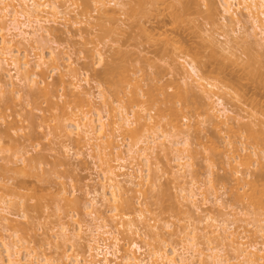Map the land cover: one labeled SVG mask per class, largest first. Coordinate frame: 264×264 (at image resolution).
Returning <instances> with one entry per match:
<instances>
[{"label":"rangeland","instance_id":"rangeland-1","mask_svg":"<svg viewBox=\"0 0 264 264\" xmlns=\"http://www.w3.org/2000/svg\"><path fill=\"white\" fill-rule=\"evenodd\" d=\"M61 1L67 4V19L60 18L56 22L46 23L47 28H50L48 31L34 35L30 42L25 41L27 46L24 44L19 46L30 51L34 60V53L44 50L48 54L52 47H56L57 52L61 51L66 54L65 56L70 55L73 64L61 65L54 69L57 64L49 62L44 68L46 71L43 70L45 74L42 72V76H37L40 83L36 85L13 78L12 74L15 76L16 73L12 66H5L12 70L10 71L12 77L10 75L5 77L0 70V79L13 78L16 85L13 86L16 91H12L10 85L0 83V169L2 168L0 199L5 197L9 212L7 215L13 223L11 227L7 221L0 220V238L4 235L9 240L12 237L10 234H13L12 239L23 249V264H29L26 254L30 252L35 255L38 253L40 256L43 254L52 260L53 264H58L57 259L60 257L62 263L72 264L78 253L82 256L89 255L88 242L99 235L96 239L111 248L120 241L122 250L128 248L133 240L138 242L143 250L136 255L140 254V258H144L148 263L150 250L153 252L156 248L163 249L165 245H168L166 248H169V251L173 245L181 247V234L185 228L187 229L185 233L188 231L189 236L194 234L192 223L199 226L196 242L200 243L198 248L202 250L207 249L209 245L217 246L221 248V254L232 259L237 254L233 248L237 242L251 251L257 249L245 245L255 243L258 248L263 247L264 233L258 230L264 224V47L260 42L256 43L258 42L256 40L264 37L260 35V29H256L259 31L256 37L259 38L255 39L253 36L255 30L252 23L247 20L248 16L244 10L240 26L229 21V25L226 26L219 0H109L110 2L106 0L109 4V11L106 13L99 8V3H95L96 0H89L91 5L86 3L88 0ZM46 15L52 19L54 17L48 13ZM20 20L24 23L29 22L28 17L23 15ZM23 28L31 31L34 29L26 25H23ZM234 28H237L238 32H233ZM15 32L13 29L0 30V40L2 35L12 38ZM18 39L19 37H16L15 41ZM227 39H230V43H227ZM231 39L234 44L231 43ZM236 40L239 42L238 46ZM42 43L45 47L41 46ZM98 48L104 56L101 63L98 61ZM23 50L22 54L25 53ZM187 60L193 61L207 81L216 85L212 89L225 98L231 110L229 115L232 120H228L230 121L228 123L234 125V128L231 126L230 129L228 128L230 126L221 122L223 116L221 118L213 116L214 113H211L210 107L207 106L211 99H207V92L197 82L192 79L185 82L187 79H183L182 70H179L181 73L175 72L174 67L186 64ZM124 65L126 68L122 67ZM73 68L75 71H72ZM111 68L115 73H111ZM71 72H75L79 79H74V82H82L79 83L80 89L69 84ZM127 73L128 84L124 78ZM117 80L121 81V84ZM115 81L119 83V87L117 83L113 84ZM47 83L53 88L54 95L50 99L56 102V105L54 102L53 106L50 105L52 100L48 103L49 98L47 99L44 94L38 92L35 96L36 93H31L32 89L36 91ZM119 88L120 93L117 90ZM79 90L84 91L83 95L87 90L91 92L92 99L89 100V102L92 100L91 104L86 100L89 95H85V99L83 95V98L78 96ZM100 93L107 96V103L113 102L115 106L109 105L110 103L108 106H113L111 111H115L116 108L115 110L112 108L117 107L118 114L120 105V108L126 107L125 110L128 109V113L132 115L143 103L148 110H145L147 115L143 113L144 111L142 115L150 116L146 125L144 124L146 120L143 119L148 118L141 119L144 124L143 130H146L145 127L149 123L157 130V135L162 136L169 131L170 138L180 140L186 137L184 130L189 128V131L186 130L189 133V148L184 149V145H179L182 149L174 150L172 144L170 143L173 149L164 138V142L170 147L167 149L164 143L167 153L160 144L164 139L156 136L153 129L147 126L149 130L146 133L153 138L150 143L153 144L155 140L153 145L157 149L152 157L150 155L152 169L148 172L149 177L151 175L149 182H157H154V185L143 184V188L140 186L132 188L133 184H128L126 177L121 176L123 182L121 181L116 201L112 202L113 207L118 206L113 214L117 211L120 215L118 216L123 217L126 222L129 219L134 222L132 230L136 231L133 233L126 229L125 224V226L117 224L121 218L112 217L113 207L99 196L97 199L99 203L95 209H99L98 214L103 212L100 214L105 218L111 217L112 220L107 221L113 233L106 234L102 232L103 229L102 233L96 234L94 230L92 234L91 229H95L97 220L92 221L94 216L90 215L95 209L89 204L92 197L88 192L99 191L100 188L102 190L101 172L105 166L101 164L102 158L96 148L92 149L86 142H80L76 133L68 135L64 131V124L71 123L76 114L79 117L86 113H95L98 109L102 110L99 111L105 117L104 121L107 123L110 121L111 115L114 116L115 113L110 115V108L103 106V96H100ZM167 112H172L180 129H184L179 130L181 132H177V135L174 134L175 129L168 124V119L162 117ZM135 114L131 116L132 120L136 119ZM29 115L30 119L27 117ZM157 123H161L162 126L157 128ZM248 123L252 125L250 130H254L248 132L250 127L247 126ZM132 125L140 126L136 122ZM236 126L239 129H236L238 128ZM72 128L74 125L71 123L69 129ZM114 130L117 135L114 136V142L120 143L123 150L127 151L128 143L133 142L131 134L126 133L130 132L119 131L118 128V131ZM248 133H251L252 137ZM105 140L103 139L104 142ZM116 145L119 146L114 143L113 148ZM177 152L187 155L182 170H178L180 166L174 160ZM126 153L123 152L125 156ZM130 160L123 162L126 169L122 172H129L138 166L137 163L135 166L133 163L130 165L131 163H128ZM144 167L146 171L143 173L146 174L147 165ZM191 186L195 188L197 205L186 197V191H189ZM166 188L173 194L167 195ZM182 188L187 190L182 191ZM254 193L262 202L259 201L257 204L254 200L251 202V195H255ZM241 194L243 196H239ZM129 200L137 209H143L148 224L136 217L137 211L126 205ZM24 212L27 214L26 217L22 215ZM207 214L214 216L218 221L226 218L229 223L233 222L227 231L231 238L225 239L222 229L212 225L213 220L202 221ZM64 221L67 226L71 225L69 226L71 231H68L71 239L62 230L61 225ZM111 222L117 223L112 225ZM216 223L218 222L213 224L217 226ZM79 224L84 228L81 232L82 238L78 240L75 236L77 240L75 241L72 231L80 226ZM214 228L215 232L212 231ZM204 230L207 232L206 235ZM232 232L235 233L234 236L231 235ZM155 233L159 235L158 238ZM235 236L236 238H233ZM115 237H118V241ZM231 239L236 241L235 244L233 242V247L230 244ZM74 242L75 246L71 247ZM189 246L192 245L186 247ZM0 249L3 257L7 259V251L1 240ZM65 250L68 251V257L62 256ZM119 255L117 258L112 257L111 264H123L122 254ZM205 258L203 262L196 257L194 264H212L211 258L207 259V256ZM231 261L236 260L233 258Z\"/></svg>","mask_w":264,"mask_h":264},{"label":"bare ground","instance_id":"bare-ground-1","mask_svg":"<svg viewBox=\"0 0 264 264\" xmlns=\"http://www.w3.org/2000/svg\"><path fill=\"white\" fill-rule=\"evenodd\" d=\"M90 1L88 0V2H86V3L90 4ZM111 1H114V0H111ZM156 1H158V0H156ZM115 2L117 3V1H115ZM95 3H97V4L99 3L98 6L104 13L109 11V8H108L109 4H108V2L106 0H96ZM118 4H120V3H118ZM143 4H145V3H143ZM66 5L67 4H65L61 0H9V2H7L6 0H0V30H5V29L16 30V32L13 34L12 38H7V37H5V35H2L1 40H0V70L3 71L2 74L5 77H7V75L11 76V74H12L10 72L12 70L6 68L7 65H8V67L12 66L13 67L12 69H15L14 71L16 73L15 76L12 74L13 78L14 77L15 78H19L20 80L18 79V81H20V82L21 81L22 82L25 81L27 83H31V84H35L36 85V84L40 83L39 82L40 80H37L38 79L37 76H40L42 74L43 70L46 71V69H44V68H45V66L48 65L49 62H50V64L53 63V62H55L57 64V65H55L54 69H57L61 65L62 66L63 65L71 66L73 64L74 61H72V59H71L72 57L70 55L65 56L66 54L64 55L61 51L57 52V48L56 47H52L48 54H46L44 52V50L41 51V52H38V53L37 52L34 53L35 54V60H34V59H32V58H34V56L31 54L30 51L28 52L25 49L23 50L19 46L20 44L26 45L25 41L30 42V40L32 38H34V35L41 34V32H43V31H48L50 28H47L48 25L46 23H48V22L52 23L51 21L56 22L57 19H60V18L67 19L66 14H67L68 11L66 10L67 9ZM219 5H220V7L222 9L223 19H224V21H226L225 22L226 26L229 25L228 24L229 22L240 26L241 22H242L241 14L243 13L242 10H244L245 11V15L248 16L247 20H249V22L252 23L251 25H252V27L255 30L254 33H253V36L255 37V39L257 38L256 36H258V34H259L258 32L259 31H261V33H260L261 36L264 35V0H219ZM89 7H91V6H89ZM46 13L52 15V17L54 16L53 19L51 17H49L48 15H46ZM22 15L25 16V17H28V20H29L28 23H24V22H22L20 20ZM227 18H228V20H227ZM23 25L30 26L31 28L33 27L34 29H33V31L26 30V29L23 28ZM257 28L260 29V30L259 31L256 30ZM233 32H238L237 28H234ZM16 37H19V39L17 41H15ZM263 39H264V37H261L260 39L256 40V41H258L256 43L260 42L261 44H263L261 46L264 47V42H262V41H264ZM232 40L233 39H231V41ZM229 41H230V39H227V43H230ZM231 43H233V41ZM237 43H239V42H237V40H236V46H238ZM42 45L45 47L44 43H42L41 46ZM226 47H224V48L226 49ZM229 47L231 48V46H229ZM229 47H228V49L230 50ZM22 50L25 51V53L22 54ZM230 51H232V50H230ZM97 55H99L98 61L100 60V63L103 62L102 60H104V56H103V52L101 51V49L98 50V54ZM31 56H33V57H31ZM96 63H98V62H96ZM183 64L184 63H182V65L180 64L182 66V68H180L181 66L180 67L177 66L180 69H178L175 66L174 67V68H176L175 72H180L182 70L181 72H182L183 79L184 80L187 79L185 82H187V81L189 82V79L190 80L192 79L194 82H197L199 84V86L201 88H203L207 92L206 93V96L208 97L207 99L208 100L211 99V102L209 101L210 103H209V105L207 103V106L210 107V110H211L210 112L214 113L213 116L219 117V118H221L223 116V118L221 119L222 121L221 120L220 121L225 123V125L230 126L228 128L231 129V126L234 128V125L228 123V122H230L228 120H232V119H230L231 116L229 115V112L231 110L228 108V105H227V103L224 100L225 98L220 96L215 90L212 89V88L216 87V85L211 83V82H209V81H207V79L200 72L198 66L193 61H188L187 60L186 64H184V65ZM117 66H116V69L118 70ZM122 67H125V65L122 66ZM112 68H114V67H112ZM112 68H111V73H115L116 69L114 68L115 69V72H114ZM125 68H122V69H125ZM72 71H75L74 68L72 69ZM43 73L45 74V72H43ZM72 73L73 72H71V74ZM124 73H125V71L122 72V74H124ZM71 74H70V77H69V81H70L69 84L74 85L76 88L80 89L79 85L82 82L80 83L78 81L79 79L77 78V74L75 72L72 75ZM63 75L64 74H62V76ZM128 76H129L128 73L124 75L125 82H127V84L129 83ZM13 78L9 77V79L11 81L6 79V78L0 79V83H4V85H7V86L10 85L12 87V91H16L15 88H14L16 85H15V81H13ZM76 78L78 79L77 80L78 83L74 82V79H76ZM118 82L121 84V81H118ZM118 82L115 81V83H113V84L115 85L117 83L116 85H117V87H119V83ZM189 86L191 87V84ZM11 87H10V89H11ZM32 90L34 91V89H32ZM117 90L119 92L120 88L117 89ZM117 90H116V92H117ZM33 91H31V93H33V94L36 93L35 96H37L38 92L41 93V94H44V96H46L47 99L49 98L48 103L52 100L50 98H52L53 95H54L53 94L54 93L53 92V88H51L49 83H47V84H45L43 86H40L39 89L36 90L37 92L36 91L33 92ZM212 91H215V92H212ZM78 92H79L78 96L82 97V95L84 94V91L83 90L82 91L79 90ZM85 92H86L85 93L86 96H88V95L90 96L91 95V92L89 90H87ZM118 92H117V94H118ZM85 95H83L84 99L86 98ZM91 96L87 97L86 100L88 102H89L90 99H92ZM100 96H103L102 97V100L104 101L102 103V104H104L103 106L107 107L108 104L110 103V102L107 103V99H108L107 96L101 95V93H100ZM104 97H105V99H103ZM51 102L52 103H49V104L53 106V102L54 101L52 100ZM89 103L91 104L92 100ZM56 104L57 103L54 102V105H56ZM109 105L115 106L113 104V102H111ZM113 106H111V107H113ZM120 106H118L119 107L118 111L120 109L119 114H118V112H116L117 107L112 108L113 110H115V108H116L115 111H111V107L108 106L110 108V115L115 113L114 116L111 115L112 118H110V121H108V123H107V121H104L105 117L101 113L102 110L97 108L98 111H96L95 113H91V114L86 113L85 115L79 116V117H77V114L76 115L74 114L76 117L72 118V120H71L72 121L71 122L72 125H74V128H72V129H69V125H71V123H69V124L65 123L64 124V127H65L64 131L68 135H71V133H76L77 137H78V140L80 142L84 141V142H86V144L91 146L92 149L96 148L99 151L98 155H100V157L102 158V159L100 158L101 162H102L101 164H104V166H105V168H104L101 165V167L104 168L102 170V172H101V173H103L102 174L103 176H102V179H101L102 181H100V184L102 186V190L100 188L99 191L98 190H94L92 192H90V191L88 192V194L91 193L92 200H91V202L89 204L92 206L93 209H95L97 207L98 203H99V201L97 200L99 196H101L102 197L101 199H103L105 203L107 202V204H109V206L114 205L112 202L116 201V199H117L118 190H119V188L121 186V181H122L120 179L121 176H123V178H124V176L126 177L125 180H126V182H128V184H133L132 188H133V186L134 187L135 186H140V188H141L143 184H145L147 186L148 183H150L151 185H154L157 182V181L156 182L154 181L155 183L151 182V181L149 182V180L151 178V175H150V177L148 175L149 170L152 169V166L150 168V165L152 164L150 162V158L156 153L155 150H157V149H155V145H153L155 143V140H153V142H154L153 144L150 143V142H152L153 138L149 137L148 134H147L148 133L147 131L149 130L147 128L150 126L149 123L147 125L148 127L147 126L145 127L146 130L142 129L143 125L145 123L147 124V120L149 121L148 117H150V116L147 117V116L144 115L148 109H146V107H144V104L142 103V105L140 106V109H138V110L135 109L137 111V112H135L136 114L134 113L135 110L133 111V113L135 114L136 119L132 120L131 116L134 115V114H132V115H131V113L129 114L128 113V109L125 110L126 107L124 108L122 106L120 108ZM109 108H106V109H109ZM142 111H144L143 115H142ZM108 112H109V110H108ZM149 113H148V115H149ZM171 113L172 112H167V114L166 113L165 114L162 113V114H164V116H162V117L168 119V124H170L175 129L174 134L177 135V132H181L184 129H182V130L180 129L177 121L175 120L176 117H173L172 116L173 113L172 114ZM146 115H147V113H146ZM115 116H117V118ZM224 116H225V119H224ZM27 117L30 119L31 115H29ZM144 117H146L148 119H143V121L146 120V122H144V124H142L143 121L141 122V119L144 118ZM212 118L214 119V117H212ZM232 118H233V116H232ZM111 119H112V121H111ZM215 119H217V118H215ZM233 120H235V118ZM135 122L138 123V125H140V126L139 127L138 126H134L133 127L132 124H134ZM236 122H237V120H236ZM240 122H242V121H240ZM232 123H235V122L232 121ZM237 125H238V123H237ZM248 125H249V123L247 124V126ZM161 126H162L161 123L160 124L159 123L156 124L157 128L161 127ZM251 126L248 127V132L251 131V130H254V129L250 130ZM125 127H126V129H124ZM132 127H133V129H132ZM236 127H238V126H236ZM112 128H113V131H111ZM117 128H118L119 131L126 130V131L130 132V133L126 132L127 134H131L130 136H131V139H132L133 142H130L131 144L128 143L129 146L127 145L128 146L127 147L128 148L127 151L123 150V147H122V145L120 143H117V141L114 142V139L117 136L116 133H115L116 131L114 129L117 130ZM252 128H254V127H252ZM151 129H153V132L156 133L157 130L155 128L151 127ZM188 129H186V130H188ZM236 129H239V127L236 128ZM244 129L247 130V128H244ZM8 130H9V127H8ZM179 130H181V131H179ZM186 130H184V133H185L186 137H184L183 139H180V140L179 139L175 140L173 138H170L171 135H170L169 131H166V134H163L162 136L160 134L157 135V133H156V136L160 137L161 139L162 138L163 139L166 138L169 141V146L171 148L173 146L174 150L176 149L177 151L178 150L180 151L182 148H180L179 145H184L185 146L184 149H186V148L188 149L189 146H190L189 137H188L189 133ZM252 132H254V131H252ZM251 133H248V135L251 136L252 135ZM249 136H247V137H249ZM150 138H151V140H150ZM155 138L156 137H154V139ZM103 139L104 140L106 139L105 142L103 141ZM101 140H102L104 145L102 144ZM164 141H165V139L160 144H161V146L163 145L162 148H164V145L166 144L165 147L167 146L166 148L168 149V147H169L168 143L164 142ZM114 143H116L118 145L120 144L119 146L116 145L117 147L116 146L114 147L116 150L113 148V144ZM170 143L172 144V146L170 145ZM256 143H258V142H256ZM123 145H125V144H123ZM119 147H120V149L121 148L122 149L120 150ZM170 147H169V149H170ZM166 148H164L165 152L167 151ZM172 149H171V151H173ZM122 151L124 152V154H125V152H127L126 153L127 155L125 156ZM167 153H168V151H167ZM257 153H258V155L260 154L259 152H257ZM248 154H249V152H248ZM150 155H151V157H150ZM186 156H185V154L183 155L182 152L181 153L177 152V155L175 156L174 160H176L177 165L180 166V168L178 167L179 168L178 170H182L181 168L184 167V165L186 164V163H184L185 162L184 159H185ZM247 156L248 155H246L245 157L247 158ZM249 157H250V155H249ZM242 158H244V155H243ZM127 159H131L130 160L131 162L130 161L128 162L129 164L131 163L130 165H132V163H133V166H135L136 163H137L138 166L136 168H133L134 170L133 169L132 170L129 169L130 170L129 172H126V171L122 172V170L126 169V164L125 163L127 162ZM142 161H144V162H142ZM114 162H116V164H114ZM123 162H125V163H123ZM142 163H144L143 166H142ZM145 164L147 165L146 174L143 173L144 170L146 171V169H144L145 168L144 167ZM192 165L193 164H191V166ZM127 168H129V167H127ZM119 170H121V171L119 172ZM212 173H213V171H212ZM212 173H211V175H212ZM236 173H238V172H236ZM153 174H154V172H153ZM233 174H234V172H233ZM224 179H225V177H224ZM151 180L153 181L154 178L151 179ZM237 180H239V177L237 178ZM211 181H214V180L211 179ZM192 186H194V184ZM192 186H191L189 191L187 189H184V188H182V191H186L187 190L186 191V197L189 198V200L191 202H193L195 205H197V199L195 197L197 195H196V192L194 193V189H195L194 187L195 186L194 187H192ZM140 188H138V189H140ZM168 188H166V193H168L167 195H170L171 194V192H170L171 190L168 191L167 190ZM135 190H136V188H135ZM253 190H254V188H253ZM245 192H247V191H245ZM248 193L251 194V192H248ZM252 194H253V192H252ZM184 196L185 195H183V197ZM239 196H243V195L241 194ZM2 198L3 199H0V220H2L3 222L7 221L8 224H11L10 226L13 227L12 220L7 215L9 213L8 210H7L8 206L6 205L7 201L5 200V197H2ZM241 199H243V198L241 197ZM251 200H252L251 202L255 201V203L257 204V202L260 201V197H257V194L251 195ZM237 201H238V199H237ZM1 202H2L3 205L1 204ZM260 202H262V201H260ZM110 203H111V205H110ZM107 204H106V207H107ZM133 204L134 203L132 201L130 202V200L126 202V205L129 208H131V210H135V211L138 212V214H137V212L134 211L135 214L138 215V216L136 215V217H139V219H142V221L144 220L145 224H148V222L146 220L147 218L144 217L145 213H144L143 209L142 208L141 209H139V208L137 209L136 205H133ZM262 205H263V203H262ZM134 206L136 207L137 210L135 209ZM117 207L114 206L111 209V212L113 211L112 214L114 213V210L118 209ZM259 208H260V206H258V209ZM98 210L95 209V210H93L90 213V215H92V217L94 216L92 221H94V220H97V221H96L95 227L93 226L95 229H93L92 227H89V229L92 228L91 229L92 230V234H94L93 233L94 230L96 231V234H99V233H102V232H104L106 234H108V233L112 234L113 230L109 227L110 224L108 223V221H109V219H111V217H109V219L107 217L105 218V216L100 214V213H103V212H100L99 213L100 215H99L98 214V212H99ZM261 210L263 211V209H261ZM22 215H23V217L27 216V214H25V212H24V214L22 213ZM118 215H119V213H117V211H115V214H113L112 217H114V216L116 217ZM119 218H121V217H119ZM123 219L121 221L118 219L119 223H117V222L116 223L119 224V225L121 224L120 226H122V225L125 226L126 225L127 226L126 229H128V230L130 229L131 233L136 231V230H132L134 228V226H133L134 222H131V219H129L128 222H126L127 220L125 221V219L124 220ZM206 220H207V222H210V220L211 221L213 220V223L214 222H218V223H216L217 226L215 224H213V223H212V225L215 226L217 229L218 228L222 229V231L225 233V235H224V238L226 237L225 239L230 237L229 236L230 234H227V231H228V229H230L232 227L231 224L233 222L229 223L228 220L226 221V218L225 219L223 218V220L218 221L217 218H215L214 216H210V214L209 215L207 214L206 216H204V219H202V221H204V222ZM65 222L66 221H64V223H62V225H61L62 230L65 232L67 237L69 239H71L69 234H68V231H71L70 227H69L71 225L68 224V226H67V224ZM97 222H99V223H97ZM226 222H228L229 224L226 223ZM116 223H114V224H116ZM111 224H112V222H111ZM114 224H112V225H114ZM192 224H193L192 232L194 234L192 236H189V234H187L188 231L185 233V231L187 230L185 228V231H183L184 235L181 234V236H182L181 237V239H182V241H181V245L182 246L181 247H177V245H175V246L173 245V246H171V250L169 251V248H166V247H168V245H165L166 247H164L163 249L156 248L158 250L155 249V250H153V252L150 250V253H149V258L150 259H148L150 261H148V263L145 262L147 260H144V258L143 259L140 258L141 257L140 254H138V255H140L139 257H138V255H136L137 252L138 253L139 252L142 253V250H143V247L141 245H139L138 242H135L133 240V242L130 244V246H128V248L125 247V249L122 250V248L120 247L121 245H119L120 241H118V239H117L118 237L117 238L115 237L116 241H118V242L113 244L114 247L111 248V246H109V245H107L105 243H101V241L99 242V240L96 239V238H98L100 236L99 235L96 238L92 237L93 239H90V242H88L89 244H88L87 248L89 249V255L88 256L87 255L82 256L81 254L78 253L75 256L74 260L72 261V264H111L112 261H113L112 257L117 258L118 256H120L119 254H122L121 257H122V261H123L122 263L123 264H194L196 257L198 259L203 260V262H205V259H206L205 256L208 257L207 259L211 258L212 264H243L244 262H246V264H264V245H262L263 247H261V245H260L259 247H261V248H258L255 243H252L253 245H247V246L245 245V247L251 246V247H253V249H255V250L257 249L256 251L252 250L253 251L252 252L250 249L248 250L247 248H243L244 247V246L242 247L243 244H240L238 242H237V245L234 246L236 241L234 242L233 239H231L232 242L230 244L232 245V247L234 246L233 248L235 250V253L237 252V254L235 256H233L232 259L226 258L223 254H221V252H220L221 248H219L217 246H212V245L207 246V249H205V250H208V252H206L204 249L202 250V249L198 248L199 247L198 245L200 243L196 242V235H197L196 233L199 230V226L197 224H195V223H192ZM248 224H250V222ZM208 225H206V226H208ZM219 225H220V227H219ZM209 226H211V224ZM188 227H189V225H188ZM106 228L107 229L110 228L111 231H110V229L107 230ZM216 228H214L212 231L215 232ZM83 229L84 228H83V226L81 224L80 226H77V228H75L72 231L74 233L73 240L77 241L75 236H77L78 240H80L82 238L81 232L83 231ZM126 229H124V230H126ZM261 229H258V230H260L261 233H264V224L261 227ZM74 231L75 232L77 231V232L75 233ZM126 232H128V231H126ZM126 232H124V233H126ZM129 233L130 232H128V234ZM156 233H155V235L158 238L159 237V235H158L159 232H158V234H156ZM189 233H190V231H189ZM204 233H205V235L207 234L206 231ZM233 233L234 232H232L231 235H233ZM11 234H10V237L11 236L13 237V234L12 235ZM90 235H91V233H90ZM238 235H237V238L239 237ZM242 235H243V233H242ZM94 236H96V235H94ZM12 237L9 238V240H8V238L6 239L4 237V235H3V237L1 236V238H0L1 243L5 247V250L7 251V259H6V258L3 257L4 255L2 254V251L0 249V264H23V261H22L23 260V256H22L23 255L22 254V252H23L22 250L23 249H22V247H19L18 242L13 240ZM104 237H102V238H104ZM233 238H236V236L233 237ZM92 240H94V241L92 242ZM209 241H210V239H209ZM209 241L207 240V242H209ZM79 242H76V243L79 244ZM95 242H96V245H94ZM233 242H234V244H233ZM242 242H243V240H242ZM244 243H245V241H244ZM189 244H191L192 246L191 247L190 246L186 247ZM73 246H75V242L71 245V247H73ZM182 249H183V251H181ZM259 251L261 253H259ZM33 253H34V251H33ZM26 255H27L28 259H29V264H53L52 260L50 261V259L48 257L46 258V256H44L43 254H42L43 256L42 255L40 256L38 253L35 255V254H32L30 252L29 254L27 253ZM62 256L63 257H68V251L67 250L63 251ZM233 258H234V260H236L235 262L231 261V260H233ZM61 260H62V257L57 259L58 264H68L67 262L62 263ZM120 260H121V258H120Z\"/></svg>","mask_w":264,"mask_h":264}]
</instances>
